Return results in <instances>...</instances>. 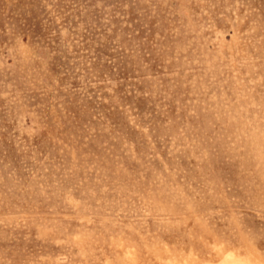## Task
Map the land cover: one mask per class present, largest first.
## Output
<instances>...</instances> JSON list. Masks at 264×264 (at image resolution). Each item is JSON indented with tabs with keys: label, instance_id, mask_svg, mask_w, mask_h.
<instances>
[{
	"label": "rangeland",
	"instance_id": "obj_1",
	"mask_svg": "<svg viewBox=\"0 0 264 264\" xmlns=\"http://www.w3.org/2000/svg\"><path fill=\"white\" fill-rule=\"evenodd\" d=\"M0 264H264V0H0Z\"/></svg>",
	"mask_w": 264,
	"mask_h": 264
}]
</instances>
